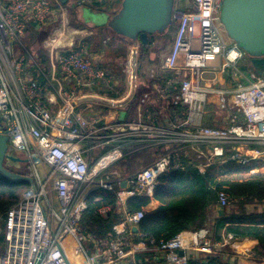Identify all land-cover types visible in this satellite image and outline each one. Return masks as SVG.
Listing matches in <instances>:
<instances>
[{
	"label": "built area",
	"instance_id": "built-area-1",
	"mask_svg": "<svg viewBox=\"0 0 264 264\" xmlns=\"http://www.w3.org/2000/svg\"><path fill=\"white\" fill-rule=\"evenodd\" d=\"M52 1L0 0V134L8 137L10 148L23 159L17 166L23 163L22 172L33 178L21 198L0 213V236L5 238L0 264H116L129 258L131 264H209L197 259L217 253L232 264L227 252L242 239L225 229L216 235L207 224L157 243L139 228L144 212L132 211L126 204L133 196L153 199L159 177L171 168L205 172L219 160L243 165L264 160V149L253 146L264 143V77L240 69L246 53L230 38L221 20L223 0H192L197 9L175 6L172 11L176 31L161 63L163 80L139 97L141 112L155 94L185 107L186 118L175 116L169 127L141 119H117L96 127L100 117L88 121L76 111L78 94L71 85H95L105 78V71L89 58L86 36L65 14L81 2L104 0H77L70 7L61 0H54V6ZM31 25L47 29L40 48L26 43ZM41 51L48 57L47 64ZM140 52L134 44L122 66L131 94L108 99L111 105L122 106L134 96ZM168 71L175 75L164 78ZM206 72L213 77L206 79ZM227 78L232 87H221ZM213 94L222 110L242 113V123L231 130L205 126ZM58 100L60 105L54 110L51 105L59 104ZM238 119L233 114L232 120ZM133 141L164 150L131 175L110 172V165L124 156L121 148ZM86 142L94 144L87 148ZM107 146L112 148L99 158L88 154ZM98 188L116 191L123 218L116 234L99 239L95 252L89 254L81 218L88 207L87 197ZM217 195L218 210L232 206L225 187ZM110 211L112 206L99 209L100 214ZM135 226L139 237L146 239L143 242L133 239L130 228ZM150 252L154 253L143 262L135 258Z\"/></svg>",
	"mask_w": 264,
	"mask_h": 264
},
{
	"label": "trees",
	"instance_id": "trees-1",
	"mask_svg": "<svg viewBox=\"0 0 264 264\" xmlns=\"http://www.w3.org/2000/svg\"><path fill=\"white\" fill-rule=\"evenodd\" d=\"M52 3L57 6L56 1L53 0ZM122 3L123 0H105L96 4L81 2L79 5L80 7L82 5L86 7L98 6L102 10L104 8L106 11H113L119 10V8L121 10ZM65 4L68 5L67 2ZM77 17L76 26L84 28L85 24L80 21L78 15ZM29 29L30 36L39 42L47 33L46 28L36 29L33 25ZM102 32L103 27L97 26V32L91 37H86L88 51L101 52L110 48L112 42L107 40V43L104 44L106 39ZM159 36L163 38L162 43H158V37L152 35L148 45H141L143 57L147 55L150 46L157 49L166 47L167 33ZM109 42L110 46H108ZM114 50L120 51L123 50V47ZM41 55L47 64V55L43 51H41ZM263 169L264 160L262 159L252 160L245 165L233 160L224 162L219 160L205 172H200L192 167L171 168L159 177L153 199L145 196H133L127 200L126 204L132 211L144 212V218L140 222L139 228L148 237L154 238L157 243L161 240H168L181 230L199 228L209 224L214 228L216 235H220L221 231L225 229L226 232L240 239L249 238L252 242L250 249L254 256L263 259L264 211L248 212L246 210L248 202L264 201ZM30 186L31 182L28 180H12L0 172V213L4 214L13 206ZM224 187L229 192L233 200L232 203H237L238 206L236 209L229 208L225 214L220 215L217 210V191ZM87 202L88 207L81 218L84 231L96 237L114 236L119 215L111 211L104 217L99 213V209L107 206L115 207L118 204L116 191L95 189L87 197ZM244 241L248 246V241ZM199 260H207L209 264H228L224 260L223 253L201 255L197 261Z\"/></svg>",
	"mask_w": 264,
	"mask_h": 264
},
{
	"label": "crops",
	"instance_id": "crops-1",
	"mask_svg": "<svg viewBox=\"0 0 264 264\" xmlns=\"http://www.w3.org/2000/svg\"><path fill=\"white\" fill-rule=\"evenodd\" d=\"M68 1H67L68 5L63 3L67 7H70L77 2V0H68ZM82 6L80 7V5H76L75 7L77 10L79 9L80 11ZM119 10L116 9L108 12L111 15H115V12L117 13ZM80 13L81 12L77 13L79 19L82 23L85 24L84 28L78 27L79 30L82 32V34L86 37L89 36L91 37L92 34L97 32V26H101L103 27L102 33L104 37L106 36L105 39L111 40L112 45L110 46L109 49H104L101 52H90L88 51L87 48V54L89 58H91L95 66L105 71V78L99 80L95 85L85 84L78 86L76 83L71 85L73 88H75L76 93L78 94V98H77L78 104L76 106L77 112H82L84 118L88 121L100 117V119L102 120L98 121L95 124L96 127H100L101 125L111 123L112 121H115L117 119H125V120L141 119L148 123H154L157 126L169 127L170 123L175 119V116H179L180 118H184V117L186 118L187 115L184 114V110L186 111L185 107L184 108L176 107L171 103L170 98H162L156 94L150 98L148 104H146L144 107L142 106L143 107L142 112L139 110L140 95H142L144 91L151 89L153 84L157 80H163L160 74L161 65H162L161 63L164 56L169 52L173 40H171L170 43H167L166 47L162 48L163 50L156 48L155 50L152 51V49H150L152 53L148 52L149 55H146L145 57H143L142 52H140L138 56V61L140 62L139 70H138L139 79H138V87L135 91V94L130 101L123 104L122 106H116V105L113 106L109 102H107L108 99H122L125 98L129 93L131 94L130 87L128 86L127 78L122 70V66L126 55L129 53L133 45L136 44V41L134 42L124 34L113 30L107 24L104 23L96 24L95 22H87L83 14ZM65 17L70 19L72 26L77 27L75 22H73L71 18L70 12L65 14ZM106 40L104 43H106ZM157 42L160 43L159 40H157ZM137 44L139 45V43ZM121 46L123 47V50L120 51L114 50L115 48H119ZM153 47L154 46H152V48ZM216 63L217 62H213V64ZM239 67L242 70L256 71L250 64V59L248 57H244L243 59L240 60ZM174 75H175L174 72L168 71L165 72L163 77L168 78V77H173ZM186 76H188V74H186ZM211 76L213 77L212 72H206L204 75L206 79H209ZM205 82L206 80H201V84H205ZM232 85L233 83L231 82L230 78H227V80L224 83L220 84L221 87L223 86L227 88H231ZM58 103L59 104L53 103L51 105L52 106L51 108H53L54 110L57 109L60 105L59 100ZM233 114L239 116V119L235 122L232 120ZM211 115H215V116H211ZM212 117H214V119H212ZM242 121H243L242 113L222 110L218 105V98L216 94L210 96V102L207 105V111L203 119V123L205 122L204 124L205 126L226 128L228 130H231L234 128L235 124L242 123ZM206 122L208 125L206 124ZM93 144H94L93 142H86V147L88 148L90 145ZM253 146L256 148L264 149V143H254ZM111 148L112 146L109 147L107 146L105 149L98 148L96 150L97 152L100 151L102 152V150H108ZM121 149L123 150L124 153L123 158L112 163L108 168V170L113 173L114 172L120 173L121 175L126 177L127 175H131L136 171H138L139 169H141L142 167L154 162L157 156L163 152L164 147L149 146L148 144L141 145L137 141H133L128 143L126 146H124ZM131 155L133 156L137 155L138 157L136 158L135 161L141 162L136 169H134V166H136L137 164L136 162L131 163L128 159H124L130 157ZM93 161L90 162L94 163ZM120 161H123V165L121 166L119 165L117 167L112 168L115 163ZM246 210L248 212H255V211L263 212L264 201L263 202H258L254 200L250 201L246 204ZM112 212L114 214L117 213L119 215L118 222L122 220L123 212L119 208V205H116L115 207L112 206ZM107 214H101V215L106 217ZM117 223L114 229L115 232H116ZM133 228L134 227H131L130 229L131 232L133 233L132 237L135 241L143 242V240H146L145 238H140L138 231H135ZM84 233L86 236L88 235L91 238V239L89 238L88 246L85 245L89 254H93L95 252L96 245L99 239L107 238L109 236V235L107 236L105 235L101 237H96L94 235H91V233L89 234L86 233L85 231ZM244 240L248 241L249 243L248 246H246V244L243 242ZM250 248H252V242L250 241L249 238L242 239L238 242L233 243V245L231 246V248H229L227 252L228 254L227 258H229L228 259L229 262L232 264H264V258L263 259L256 258ZM3 251H4V240L2 241V243L0 242V254L3 253ZM153 253L154 252L138 253L135 255V258L138 260V262H143L148 255H151ZM126 262L127 264H131L130 263L131 258H129V260H125L122 263H116V264H125Z\"/></svg>",
	"mask_w": 264,
	"mask_h": 264
},
{
	"label": "water",
	"instance_id": "water-1",
	"mask_svg": "<svg viewBox=\"0 0 264 264\" xmlns=\"http://www.w3.org/2000/svg\"><path fill=\"white\" fill-rule=\"evenodd\" d=\"M67 1L61 0L63 3ZM174 2L182 10L197 9L192 0ZM90 10L85 8L84 11L92 15L95 21H103L119 33L123 31L127 37H138L136 43L142 46L149 44L150 36L166 33L167 30H164L168 22H172L169 0H123L121 10L115 15L102 9ZM221 20L230 38L239 44L252 67L264 77V0H223ZM22 161L10 148L8 137L0 134V172L12 180H28L32 183L31 176L11 166ZM218 213L223 215L226 210L220 209ZM133 229L137 231L138 227Z\"/></svg>",
	"mask_w": 264,
	"mask_h": 264
},
{
	"label": "rangeland",
	"instance_id": "rangeland-1",
	"mask_svg": "<svg viewBox=\"0 0 264 264\" xmlns=\"http://www.w3.org/2000/svg\"><path fill=\"white\" fill-rule=\"evenodd\" d=\"M174 7H175V2H174V0H169V13H171L172 12V10L174 9ZM85 8H89V9H91L92 11H97L98 9L96 8V7H86L85 5L84 6H82V8H81V10L79 11V9L77 10L76 9V7H70V9H69V12L71 13V18H72V20H73V22H75V24H76V20H77V13L78 12H81L82 14H83V16H84V18H85V20L87 21V22H95L96 24H100V23H103V21H95L94 19H93V17H92V15H90V14H87V13H85ZM90 10V11H91ZM103 10H105L104 8H103ZM80 13V14H81ZM115 14H116V12H115ZM176 29V25L174 24V23H172L171 22V20H170V22H168V24H167V26H166V28H165V30L164 31H166V33H167V43H170V41L171 40H173L172 38H174V34H175V30ZM121 33H123V31H121ZM47 34V33H46ZM46 34H44V36H46ZM123 34H125V33H123ZM32 35V34H31ZM160 35V34H159ZM159 35H155V36H157L158 37V40L160 41V43H162L163 42V38L162 37H160ZM125 36H127L126 34H125ZM106 37V36H105ZM129 39H131L132 41H137L138 40V37H136V36H132V37H128ZM111 42V41H110ZM110 42L108 43V46H110ZM26 43L27 44H29V45H31L32 47H34V48H40V42L39 41H36L35 40V38H33V37H31L30 36V32H29V34L27 35V38H26ZM106 43H107V40H106ZM106 43H104V44H106ZM106 46V45H105ZM140 48H141V50H142V46L140 45ZM150 49H152V51L153 50H155L156 49V47H153L152 48V46H150L149 47V50H148V52L149 53H152L151 51H150ZM163 50V49H162ZM149 53H147V55H149ZM107 150H102V152L100 151V152H97V150L95 149V150H93L92 152H89L88 154L90 155V156H92V157H94V158H99L102 154H104L105 152H106ZM20 155H22L21 153H19ZM133 155H131L130 157H127V158H124V159H128L131 163H134V162H136L137 164H136V166H134V169H136L139 165H140V163L141 162H137V161H135L136 160V158L138 157L137 155H134L133 157H132ZM24 164L22 163L21 165H19V167L17 166V165H11L14 169H16V170H18V171H23V166ZM121 166V165H123V161H120V162H117V163H115L114 165H113V167L112 168H114V167H117V166ZM263 172H264V169H263ZM23 173V172H22ZM237 206H238V204L237 203H232V206L230 207V208H234V209H236L237 208ZM209 225V224H208ZM89 236L87 235V237H86V240H85V242H84V244L85 245H87L88 246V243H89ZM5 238H4V234H2L1 235V237H0V242L2 243V241L4 240ZM91 239V238H90Z\"/></svg>",
	"mask_w": 264,
	"mask_h": 264
},
{
	"label": "bare ground",
	"instance_id": "bare-ground-1",
	"mask_svg": "<svg viewBox=\"0 0 264 264\" xmlns=\"http://www.w3.org/2000/svg\"><path fill=\"white\" fill-rule=\"evenodd\" d=\"M245 244H246V242L245 241H243ZM246 246H247V244H246ZM246 262V261H245Z\"/></svg>",
	"mask_w": 264,
	"mask_h": 264
}]
</instances>
